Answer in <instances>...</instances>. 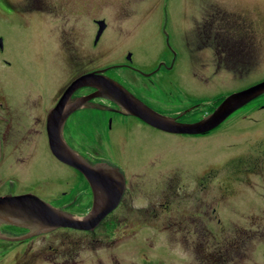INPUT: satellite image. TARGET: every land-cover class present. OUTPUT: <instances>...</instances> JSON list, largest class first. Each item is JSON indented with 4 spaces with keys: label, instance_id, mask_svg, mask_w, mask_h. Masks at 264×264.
<instances>
[{
    "label": "flooded vegetation",
    "instance_id": "obj_1",
    "mask_svg": "<svg viewBox=\"0 0 264 264\" xmlns=\"http://www.w3.org/2000/svg\"><path fill=\"white\" fill-rule=\"evenodd\" d=\"M0 2L5 4H0V13L9 18L19 15L23 20L29 13H56L55 7L43 0H38L36 7L23 6V0L21 6L12 0ZM179 3L178 19L180 8L186 9L188 1ZM195 14L190 27L183 22L173 30L172 40L178 48L167 37L165 55L170 54V62L165 60L151 70H137L131 61L101 66L107 25L96 38L100 19L92 20L96 33L85 51L63 43L67 53L60 54L59 39L54 41L46 35L51 43H41L42 52L35 55L34 65L43 69L53 66L55 73L49 79L27 84H23L26 78L21 74L23 63L9 59L0 36V198L34 197L59 219L74 222H93L101 215L94 228L85 229L0 221V264H250L248 245L257 233L262 236L263 222L261 225L259 220L235 212L257 206L258 199L225 198L240 183H225L222 177L229 175L220 176L215 167L204 170L202 161L176 164L160 149L141 161L132 151H124L129 141L124 135L130 128L142 126L182 142L210 136L224 122L202 135L168 134L126 115L106 98H90L97 90L83 86L71 93L61 113L62 137L71 164L49 148V115L73 82L92 73L118 83L144 105L178 123L193 124L211 114L231 93L213 94L211 105L203 108L207 114L201 111L199 100L189 106L191 99L206 91L194 95L187 92L190 83L178 86L180 78L194 82L196 76L179 64L180 54L189 59L208 58L233 75L234 67L241 66L239 62L252 60L250 46L255 44L250 42V25L239 17L215 10L203 0ZM180 16L186 19L183 11ZM32 26L23 22V29ZM38 27L45 30L47 23ZM43 51L53 52L52 58ZM127 71L128 77L123 78L121 72ZM262 99L264 94L246 106ZM154 101H184L189 107L164 114ZM180 112L184 113L178 115ZM259 122L261 125V120L254 123ZM115 141L121 143L119 151L109 149ZM254 160L257 163L245 172L264 174L262 162Z\"/></svg>",
    "mask_w": 264,
    "mask_h": 264
},
{
    "label": "rangeland",
    "instance_id": "obj_2",
    "mask_svg": "<svg viewBox=\"0 0 264 264\" xmlns=\"http://www.w3.org/2000/svg\"><path fill=\"white\" fill-rule=\"evenodd\" d=\"M12 1L17 6L21 3V0ZM43 1L55 7V15H32L29 13L22 20L19 15L9 18L0 13V36L4 39L9 59L16 61L17 64L23 63L21 74L26 78L23 80V84L49 79L55 73L53 66L43 69L34 65L35 55L42 52L40 50L41 43H51L47 40L46 35L53 38L54 41L59 39L60 54L67 53L62 49L63 43H69V47L76 50L85 51L87 43L92 42L96 33V26L92 24L93 19L103 20L107 25L103 37L104 52L102 58L100 55L97 56L101 58L99 59L101 66L126 62L129 54L133 68L137 70H151L165 60L169 63L170 54L165 55L167 37H170L171 43L176 46L172 40L173 30L176 26L182 27L183 22H186L187 27H190L192 17H196L195 13L202 3V0H187L186 9L180 8V18L178 19L179 0H150L146 4L145 0ZM203 1L213 6L215 10L228 13L236 18L239 17L240 20L249 24L253 32L250 42L255 44V46H250L252 60L247 63L239 62L241 66L234 67L233 75L218 68L216 62L208 58L189 59L180 54L179 64L185 65L183 68L189 69L196 75L193 80L197 83L191 82L190 78L187 81L180 78L178 86L187 87L190 83L188 86L194 87H187V92L194 95L206 91L203 96L191 99L189 106L195 100H199L202 103L201 111H205L207 114V109L203 108H208L211 105L213 94L219 93L220 96H223V94L239 92L264 81V0ZM0 4L5 5L1 2ZM6 4L10 5L8 2ZM24 5L36 7L39 6V2L38 0H23ZM181 11L186 19H182L180 16ZM23 22L33 26L23 29ZM45 23H47V28L40 30L38 26L41 27ZM246 42L249 44L248 41ZM43 53L48 58H52L53 52L43 51ZM92 53L93 56L96 55V51L93 50ZM206 69L209 70L206 71ZM121 75L125 78L129 73L128 71L121 72ZM192 75L191 78H193ZM209 85H213L212 88L208 89ZM175 96L173 94V97ZM184 101L188 100L184 99ZM184 101L180 104H162L159 101H154L153 104L157 110L168 114L189 107ZM183 113L180 112L178 115ZM255 120H261L262 124L254 123ZM263 124L264 99L236 111L221 125L220 129L211 133L210 136L194 140L189 138L186 141L182 139L183 143L178 137L155 133V131L142 126L137 127L136 130L130 128L124 135V138L129 140L124 145V151L127 153L132 151L133 155L138 156L142 161L149 158L150 154L158 149L165 150L167 152L165 156L175 160L176 164L181 163L177 161H186L195 165L202 161L204 170L210 166L218 169L220 176L223 173L226 177L229 175L227 178L222 177L225 183L239 182L240 184H237L239 187L232 188L225 198L245 199L253 196L258 199L257 206L237 211L235 214L252 217L255 221L259 220V223L263 222L262 236H260L261 232L257 233L255 237H252L248 246L251 251L250 264H264V179H262L264 174L258 171L245 172L247 168L257 163L254 159H259L264 165ZM120 145V142L115 141L114 146H109V149L119 151ZM210 194V192L207 193L208 196ZM233 218L236 221L239 220L237 216H233Z\"/></svg>",
    "mask_w": 264,
    "mask_h": 264
},
{
    "label": "water",
    "instance_id": "obj_3",
    "mask_svg": "<svg viewBox=\"0 0 264 264\" xmlns=\"http://www.w3.org/2000/svg\"><path fill=\"white\" fill-rule=\"evenodd\" d=\"M104 29L105 23L103 21L98 22L96 38L101 35ZM127 59L130 60V54ZM83 86H90L97 90L90 98H106L116 104L126 115L136 117L158 130L173 134L188 135H201L213 130L223 123L231 114L264 94V81H262L250 88L230 94L210 115L199 122L181 124L147 107L121 85L111 79L94 73L85 75L70 85L59 105L52 111L48 118L49 148L53 155L67 164H71V155L62 137V126L64 123V118L61 115L62 108L71 93ZM58 114L60 118H58ZM100 216L93 222L91 220H89V222H74L72 220L59 219L56 214L52 212L51 208L44 206L34 197L0 198V221L8 224L19 225L23 221V223L32 227H72L85 229L94 228ZM90 224H92V226L87 227L90 226Z\"/></svg>",
    "mask_w": 264,
    "mask_h": 264
}]
</instances>
